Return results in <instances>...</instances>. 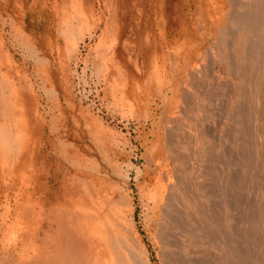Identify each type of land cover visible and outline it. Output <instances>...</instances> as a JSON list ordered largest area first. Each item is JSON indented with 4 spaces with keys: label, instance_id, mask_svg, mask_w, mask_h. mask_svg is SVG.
I'll return each instance as SVG.
<instances>
[{
    "label": "rangeland",
    "instance_id": "1",
    "mask_svg": "<svg viewBox=\"0 0 264 264\" xmlns=\"http://www.w3.org/2000/svg\"><path fill=\"white\" fill-rule=\"evenodd\" d=\"M168 138L203 211L172 246ZM0 152V264H40L63 208L110 264H264V0H0Z\"/></svg>",
    "mask_w": 264,
    "mask_h": 264
},
{
    "label": "bare ground",
    "instance_id": "2",
    "mask_svg": "<svg viewBox=\"0 0 264 264\" xmlns=\"http://www.w3.org/2000/svg\"><path fill=\"white\" fill-rule=\"evenodd\" d=\"M15 122L17 123V120H15ZM21 133H22L21 129L17 128V132L15 136L17 140L24 139V136L23 135L21 136ZM168 140L169 142L167 141L165 143V150L162 151L163 157L158 155L157 160L155 162L157 167L160 170V173H162L163 168L166 167V170L163 173L164 180L160 179L159 176H156L157 178L155 182L153 183V185H154V190L156 191L162 203V204H159L160 216L161 218L170 220V224L167 223L169 224L167 228H165L164 226L161 228V235L163 237V240L167 244L172 246L174 244L183 245L185 243L186 237L188 238L190 236H193L192 229H190L189 226L192 224V220L195 218H193L194 215H191V214L195 212L197 213L199 212L201 214L203 211L201 212V208L197 204V201H196L197 195L195 194V192H193L194 190H192L189 186V184L191 183L189 182V179H190V176L192 175L193 169L190 170L189 169L190 166L188 167L186 165L185 163L186 157L184 158L183 157L184 154H182L183 152L187 151V149H184L185 151H181V150L179 151V149L175 145L171 144L169 138ZM6 158L0 155L1 160H4V159L6 160L3 162L2 161L0 162V190H3L2 188L3 183L1 184V181L4 180L5 177H8L9 175H12L13 177H15L14 175L24 171L23 167L19 171L17 170L16 166H13L11 169V164L9 163V161H7L9 158L7 159ZM20 160L21 159L19 155V160L17 161V164L20 162ZM160 173L159 175H161ZM19 176H20L19 179L22 181L23 179H21V177H25V174H20ZM192 182H193L192 185L194 187L196 182H194V180ZM34 185H35V181H34L33 186ZM189 200L191 201V204H192L191 206L188 205L190 204ZM183 203L187 204L192 209H194V206H195V209L190 212L191 217L189 216L190 217L189 219L187 218V216L189 215V212L186 210ZM15 205L16 207L15 206L14 207L17 208V206L18 205L20 206L21 204L16 203ZM6 208H7V205H6ZM12 209L13 208H11V210ZM55 212H56L55 213L56 216L51 218V221H48L47 223L49 230L52 231V239L50 240V242L52 243V249H51L52 253L44 257L43 261L41 262L42 264H110L111 261H110V258L107 256L108 253L105 251L103 243L101 242L102 237L100 238L101 239L100 241L98 237L92 236L90 219H88V221L80 220L76 213L70 212L69 210L67 211L64 208L56 209ZM20 213H21V210H20ZM15 214L17 215L19 213H15ZM20 223H21V220H20ZM114 226H115V221H114ZM13 227H14V224H13ZM99 234L100 233L98 232V235ZM127 260L129 261V259Z\"/></svg>",
    "mask_w": 264,
    "mask_h": 264
}]
</instances>
